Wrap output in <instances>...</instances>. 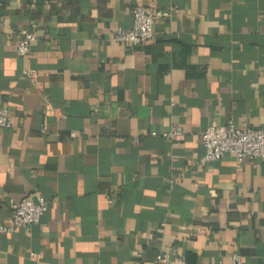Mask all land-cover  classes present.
I'll return each mask as SVG.
<instances>
[{
  "label": "crops",
  "instance_id": "crops-1",
  "mask_svg": "<svg viewBox=\"0 0 264 264\" xmlns=\"http://www.w3.org/2000/svg\"><path fill=\"white\" fill-rule=\"evenodd\" d=\"M138 6L169 15L128 49L112 37ZM4 107L0 224L36 193L49 209L0 234V264H264V162L202 144L210 125L264 129V0H0Z\"/></svg>",
  "mask_w": 264,
  "mask_h": 264
},
{
  "label": "built area",
  "instance_id": "built-area-1",
  "mask_svg": "<svg viewBox=\"0 0 264 264\" xmlns=\"http://www.w3.org/2000/svg\"><path fill=\"white\" fill-rule=\"evenodd\" d=\"M169 15L168 12L151 7H136L132 12V26L129 29H118L112 40L128 49L149 42L155 38V23ZM37 36L29 30L19 34L18 55L29 56ZM13 126V114L9 108H0V129ZM156 135V132L152 133ZM76 134H72L75 137ZM183 130L172 126L166 137L173 145H177ZM205 150L204 161H219L226 154H233L238 162L261 160L264 162V129H241L233 121L223 126L210 125L202 136ZM49 209V201L39 193L26 197L11 206V217L8 222L0 224V234L10 235L16 230L41 222ZM182 259L174 257L171 252H162L150 264H181ZM230 264H243L242 256L235 254Z\"/></svg>",
  "mask_w": 264,
  "mask_h": 264
}]
</instances>
